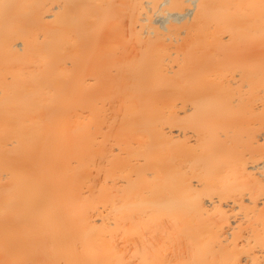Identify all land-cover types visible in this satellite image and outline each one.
<instances>
[{
    "label": "bare ground",
    "instance_id": "1",
    "mask_svg": "<svg viewBox=\"0 0 264 264\" xmlns=\"http://www.w3.org/2000/svg\"><path fill=\"white\" fill-rule=\"evenodd\" d=\"M0 264H264V0H0Z\"/></svg>",
    "mask_w": 264,
    "mask_h": 264
}]
</instances>
